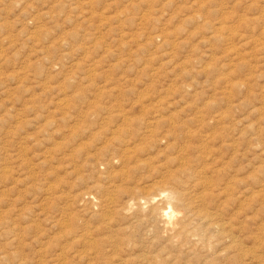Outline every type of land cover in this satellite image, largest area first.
<instances>
[{
    "label": "rangeland",
    "instance_id": "obj_1",
    "mask_svg": "<svg viewBox=\"0 0 264 264\" xmlns=\"http://www.w3.org/2000/svg\"><path fill=\"white\" fill-rule=\"evenodd\" d=\"M0 264H264V0H0Z\"/></svg>",
    "mask_w": 264,
    "mask_h": 264
},
{
    "label": "bare ground",
    "instance_id": "obj_2",
    "mask_svg": "<svg viewBox=\"0 0 264 264\" xmlns=\"http://www.w3.org/2000/svg\"><path fill=\"white\" fill-rule=\"evenodd\" d=\"M176 194V193H175ZM160 195H162L164 198H165V200H167V209L166 208H162L161 209V213H162V215L164 216V217H167L168 219H170L171 218V214L173 213V211L174 210H172L173 208L171 207V200L174 198V191H172L170 188L169 189H164V190H161L160 191ZM154 197H155V195H153ZM161 196V197H162ZM179 196V195H178ZM154 197H152V200L154 199ZM162 197V198H163ZM157 198V197H156ZM176 198V197H175ZM178 198H180V196L178 197ZM150 199H151V197H150ZM177 201H178V199H176ZM180 200V199H179ZM154 201V200H153ZM181 201V200H180ZM179 202V201H178ZM183 202V201H182ZM179 204H180V202H179ZM182 204V203H181ZM184 205V204H183ZM187 206V205H186ZM189 207V206H188ZM191 211V210H190ZM153 213V212H152ZM212 225V224H211ZM210 228V227H209ZM213 229V228H212ZM216 232V231H215ZM191 237V236H190Z\"/></svg>",
    "mask_w": 264,
    "mask_h": 264
}]
</instances>
